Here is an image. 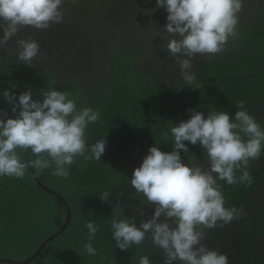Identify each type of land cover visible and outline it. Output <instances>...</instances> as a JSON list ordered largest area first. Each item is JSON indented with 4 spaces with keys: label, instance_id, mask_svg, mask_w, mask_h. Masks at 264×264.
I'll use <instances>...</instances> for the list:
<instances>
[{
    "label": "trees",
    "instance_id": "16d2710c",
    "mask_svg": "<svg viewBox=\"0 0 264 264\" xmlns=\"http://www.w3.org/2000/svg\"><path fill=\"white\" fill-rule=\"evenodd\" d=\"M97 2L101 0H62L61 23H52L47 29L23 27L6 47H0V111L7 112L9 117L15 115L3 96L4 90L14 93L18 99L20 93L31 89L32 99L41 101L43 92L51 88L66 91L78 110L90 107L100 114L99 120L89 123L85 129L88 146L85 155H90V146L96 141L103 138L107 141L101 160L75 157V163L68 166L67 178L52 175L54 168L31 167L44 186L66 200L70 221L25 264H139L141 256H148L150 264H165V254L153 245L150 233L141 244H134L126 251L116 246L111 233L113 219L129 217L139 227L140 221L150 218L154 212L155 206L146 203V197L130 183L133 169L142 163L149 147L155 145L161 151L171 152L174 139L170 128L189 119L190 108L205 117L209 111L217 110L234 118L235 111L239 110L237 102L243 101L244 110L264 130V22H245L243 8L238 14V36L229 38L223 52L195 60L191 69L195 83L189 85L179 73L170 84L162 81L165 73L161 63L153 66L147 60L154 56L146 43L160 42L167 23L166 9L157 8L156 0H127L126 4L131 10L136 7L133 14L160 17L162 26L153 28L152 39L139 40L132 47H126L122 41L121 50L103 54L106 64L102 63V70L95 71L84 62L77 65L73 61L75 46L92 52L91 58L96 57L97 48L88 45L95 38L87 29L90 24H99L100 17L90 14L98 10ZM116 34L115 30L104 32L98 40L102 38V46L109 47L116 41ZM24 35L39 44V54L31 67L17 58L16 40ZM54 46L60 54L52 50ZM142 63L148 66L147 70L141 69ZM177 70L180 72L178 64ZM165 133H168L167 140ZM184 143L188 152L180 151L182 162L207 169L206 151L199 144ZM17 154L25 162L37 158L31 150L17 149ZM247 171L250 182H239V168L235 171L237 183L229 185L217 179L224 206L235 207L239 217L223 227L203 229L202 243L209 249L226 253L229 264H264V145L260 157L249 161ZM105 191L109 193L107 201L100 199ZM138 208L143 209V215L135 210ZM65 219L63 202L36 182L29 167L22 179L0 176V258L15 261L28 258ZM88 221H93L98 228L91 241L85 226ZM86 243L92 244L95 255L85 252Z\"/></svg>",
    "mask_w": 264,
    "mask_h": 264
},
{
    "label": "clouds",
    "instance_id": "9594fccd",
    "mask_svg": "<svg viewBox=\"0 0 264 264\" xmlns=\"http://www.w3.org/2000/svg\"><path fill=\"white\" fill-rule=\"evenodd\" d=\"M244 0H156V7L167 12L163 32L169 34L164 46L176 59L180 75L189 85L195 83L192 58L217 55L225 50L230 37L238 36V14ZM62 0H0V47L23 27L47 29L61 23L59 10ZM17 58L28 66L39 54V44L31 39H17ZM187 58H181V57ZM199 88V87H193ZM3 96L12 105L15 115L0 111V176L22 179L29 165L44 170L54 168L52 175L67 178L68 166L75 157L101 160L107 141L103 138L90 146L85 155V129L99 120V111L90 107L77 109L66 91L54 88L43 92V99L33 100L31 89L19 94L4 90ZM234 118L224 111H209L207 117L195 109L191 116L170 128L174 139L171 152L150 146L139 167L133 169L130 183L154 205L150 218L141 220L139 227L133 219H113L112 237L116 246L128 250L141 244L150 233L152 243L165 254V264H229L226 253L207 248L202 241L203 229L223 227L240 215L235 208H226L217 179L232 185L237 183L236 169L241 170L239 182H250L247 171L250 160L260 157L264 145V130L255 118L244 110V102H237ZM247 137L243 139L242 135ZM168 139V133L164 134ZM184 141L199 144L207 154L209 167L188 166L181 160L180 151L188 152ZM17 149L31 150L37 158L22 161ZM46 154L47 158H44ZM215 174V176L213 175ZM105 191L100 199L107 201ZM135 208V206H133ZM143 215V209H135ZM163 217V220L160 218ZM219 222V223H218ZM88 240L94 239L97 226L86 222ZM84 250L95 255L91 243ZM139 264H150L148 256H141Z\"/></svg>",
    "mask_w": 264,
    "mask_h": 264
},
{
    "label": "rangeland",
    "instance_id": "374dc122",
    "mask_svg": "<svg viewBox=\"0 0 264 264\" xmlns=\"http://www.w3.org/2000/svg\"><path fill=\"white\" fill-rule=\"evenodd\" d=\"M126 4L127 0L123 3H121L120 0H101V2H97L98 10L95 12H90V14L91 16L98 15L100 17L99 24L101 26L98 27L97 25L99 24H90L89 28L87 29L91 36L95 38L94 41L88 42V45L90 47L97 48V50L94 52L96 57L91 58L90 54L92 52L85 51L83 47L75 46L76 53L75 60L73 61L77 65L78 63L84 62L87 67H93L95 71L102 70V63L104 65L106 64V62L103 60V54H106L107 52L112 53L115 50H121L122 41L126 43V47H128L127 45L132 47V44L139 40L146 41L153 38V28L162 26V23H160L161 20L159 19L160 17H151L150 15L139 12H135L133 14L132 10H136V7L131 10ZM250 6L251 8L249 9ZM243 8L245 10L243 12L242 18L245 22L250 24L264 22V0H244ZM240 14L241 13H239V16ZM73 28L77 31L75 24L73 25ZM111 30H115L118 33L115 37L116 41L112 42L109 47H103V40L102 38L98 40V36L102 35L104 32L110 33ZM163 34V38L161 37L160 42L157 44L146 43L149 50L153 49L152 55L155 57L146 59L153 66H155L156 63H161L162 67H164L165 73L162 81L173 84L178 78V74L180 72L177 70L178 63L176 62V59L170 56L164 47L167 43V40L170 38L169 34H166L165 32ZM28 38V36L24 35L23 39ZM52 50L56 54H60V51L57 49V47L54 46ZM211 56L212 55L197 54L194 58H192V64H194L195 60L200 57L210 58ZM141 69L145 71L148 69V66L145 63H142ZM104 81L105 77H103L102 83H104ZM89 86L90 85L86 86L87 92L91 91Z\"/></svg>",
    "mask_w": 264,
    "mask_h": 264
},
{
    "label": "water",
    "instance_id": "95a60500",
    "mask_svg": "<svg viewBox=\"0 0 264 264\" xmlns=\"http://www.w3.org/2000/svg\"><path fill=\"white\" fill-rule=\"evenodd\" d=\"M25 154V153H24ZM29 169H30V172H31V175L32 177L36 180V182L41 186L43 187L47 192L49 193H52L54 195H56L62 202L63 204L65 205V209H66V219L63 223V225L58 229L56 230L55 232H53L51 235L47 236L42 242L41 244L39 245V247L35 250V253H33L31 256H29L28 258L26 259H23V260H20V261H15V260H12L10 258H0V262H7V263H10V264H25L27 262H29L30 260H32L34 258V256L42 249V247L51 239L54 238V236H57L59 235L69 224V221H70V208H69V205L68 203L66 202V200L63 198V196H61L59 193H57L56 191L50 189L49 187H46L44 186L41 181L38 179L36 173L34 172V170L31 168V166L29 165Z\"/></svg>",
    "mask_w": 264,
    "mask_h": 264
},
{
    "label": "flooded vegetation",
    "instance_id": "af4514ba",
    "mask_svg": "<svg viewBox=\"0 0 264 264\" xmlns=\"http://www.w3.org/2000/svg\"><path fill=\"white\" fill-rule=\"evenodd\" d=\"M228 42H229V40H228Z\"/></svg>",
    "mask_w": 264,
    "mask_h": 264
}]
</instances>
